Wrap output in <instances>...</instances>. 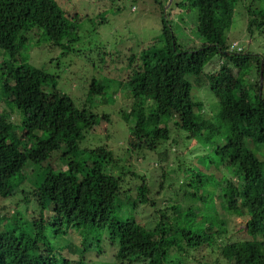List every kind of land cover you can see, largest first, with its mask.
Returning <instances> with one entry per match:
<instances>
[{"label":"trees","instance_id":"1","mask_svg":"<svg viewBox=\"0 0 264 264\" xmlns=\"http://www.w3.org/2000/svg\"><path fill=\"white\" fill-rule=\"evenodd\" d=\"M239 3L177 2L179 9L197 11L202 46L185 49L168 17L163 16L158 40L139 53L132 52L128 77L117 81L115 96L124 89L133 100L131 108L122 112L123 120L131 126L128 152H156L170 140L173 121L191 133L186 137L189 140L192 134L197 136V146L205 145L208 150L211 146L203 158L215 171L197 175L198 186L212 184L218 193L216 208L200 218L195 211L173 207L174 216L184 213V227L170 223L165 213L160 223L148 227L118 214V201L126 202V193H133L135 187L124 188L123 178L106 170L104 164L119 160L108 145L90 151L101 160L84 158L88 151L81 143L98 124L97 114L56 91L53 108L45 114L38 112L45 102L44 86L53 76L30 64L31 37L37 36L35 44L67 55L78 41L82 17L69 12L72 8L67 7V0H0V198L22 194L12 216L0 214V264H97L88 257L96 255L98 259L110 247L114 249L111 261L116 264H188V256L204 248H215V252L211 250L217 254L214 262L204 264H221L219 256L226 264H264V160L251 148L264 147V98L256 94L253 101L250 89L240 80L252 54L231 52L228 44ZM248 11L254 16L249 21L250 34L254 28L264 30V13ZM216 36L220 42H211ZM102 55L104 66L108 54ZM215 55L225 61L209 82L219 109L208 118L202 102L192 95L190 78H202ZM262 61L263 56L254 60L260 92ZM108 90L107 83L93 79L87 103L93 97L106 96ZM1 103L21 111L20 125H14L12 114L1 109ZM101 120L110 121L111 116L104 114ZM59 161L63 165H56ZM29 164L37 166L33 182L24 173ZM231 169L237 181L227 177ZM129 175L138 177L137 172ZM29 181L31 186L26 188ZM147 184L144 179L137 189L136 204L144 199L157 206L150 200L153 190ZM219 213L245 219L247 238L218 244L224 241L229 223ZM198 218L199 223L193 222Z\"/></svg>","mask_w":264,"mask_h":264},{"label":"rangeland","instance_id":"2","mask_svg":"<svg viewBox=\"0 0 264 264\" xmlns=\"http://www.w3.org/2000/svg\"><path fill=\"white\" fill-rule=\"evenodd\" d=\"M63 1L65 2V0ZM181 1L173 0L170 5V0H67V7L72 8L69 12L82 17L80 35L78 41L73 44L72 52L63 55L60 49H50L44 44H35L37 36L32 35L31 38L34 42L29 46L27 55L32 66L43 68L53 76L44 86L45 102L40 105L38 112L45 114L51 110L56 102L55 93L61 92L69 95L77 106L87 105L97 114L98 124L93 130L86 133L81 143V148L88 151L84 158L88 161L101 160V157L97 158L90 151L98 146L108 145L119 160L115 164L114 162L109 165L104 164L106 170L109 172L113 170L116 176L122 177L124 188L135 187L133 193H126L128 196L126 202L122 199L118 201V214L121 218L134 219L148 227L160 223L163 213L171 218L170 223L184 227L185 218L182 215L184 213L177 217L174 216L173 207H179V211L182 212L195 211L201 218L203 214L216 208V204H218L216 198L218 193L213 190L212 184L206 187L202 184L198 186L200 179L197 174L199 172L209 170L208 174H212L215 171L210 162L203 158L211 146L207 145L210 146L209 150L205 145L197 146V136L194 138V134H192V138L189 140L186 137L191 133L181 129L173 121L170 124V140L162 143L156 152H128L126 144L131 126L123 120L122 112L131 108L133 100L126 95L124 89L119 91L116 96L114 93L117 81L126 80L130 73L128 70L129 59L133 53H139L141 49L147 48L158 40L162 30L163 16L168 17L178 42L185 49L202 46L203 40L197 31V11L187 12L177 8V2ZM249 8L254 12L262 11L264 13V2L240 0L228 33V44L230 46L238 44L253 56L252 61L244 67L240 80L245 88L250 89L251 99L255 101L256 94H259L260 98H264V86L261 92L256 88L259 75L257 64L254 62L256 56L264 57V30L254 28L253 34H250L249 21L254 20V16L249 15ZM211 42L219 43L220 39L217 36L215 39L212 37ZM104 53H107L108 57L106 65L103 66L101 57L105 56L102 55ZM224 61V58L215 55L206 66L202 78H190L193 83L192 95L197 101L202 102L203 112L208 118L213 117L216 108L219 109L218 99L211 91L209 82L211 77L219 74ZM234 74L239 77L236 75V69H234ZM93 79L107 83L109 90L106 96L93 97L92 101L87 103V90ZM53 83L56 84V87L53 86ZM1 109L12 114L14 125H20L23 118L21 111L10 104H2ZM104 114L110 115L111 120L100 121V116ZM251 148L264 160L262 145L251 146ZM60 152H63V149ZM45 164L46 162L43 165ZM58 164L63 165L61 161L56 165ZM130 171L137 172L138 177L130 176ZM24 173L33 182L38 173L37 166L26 165ZM32 177L34 178L32 179ZM227 177L237 181L233 169L229 170ZM188 178L190 180L184 184ZM144 179L153 190V197H150V200H155L157 206L151 205L144 199L136 204L137 189L142 185ZM30 181L26 182V188H30ZM163 181L164 187L160 189ZM158 191L160 194L157 193ZM21 195L15 194L7 199L0 198V214L12 216L17 209L16 204ZM204 196L206 199H202ZM31 212L33 210L29 211V213ZM220 216L222 220H226L227 217L229 223H227V234L224 241H218V244L247 238L244 234L245 219L228 217L224 213H221ZM200 218L192 220L199 223ZM167 220L165 218V222ZM9 225L11 226V223ZM58 241L65 243L63 238H59ZM211 249L215 252V248H204L193 252L187 258L188 264L214 262L217 254L212 253ZM113 256L114 249L110 247L100 258L97 259L96 255H93L88 259L97 262V264H116L111 261ZM219 259L221 264H226L222 256H219Z\"/></svg>","mask_w":264,"mask_h":264},{"label":"water","instance_id":"3","mask_svg":"<svg viewBox=\"0 0 264 264\" xmlns=\"http://www.w3.org/2000/svg\"><path fill=\"white\" fill-rule=\"evenodd\" d=\"M173 0H170V5L172 4ZM264 85V61L261 63V91Z\"/></svg>","mask_w":264,"mask_h":264},{"label":"clouds","instance_id":"4","mask_svg":"<svg viewBox=\"0 0 264 264\" xmlns=\"http://www.w3.org/2000/svg\"><path fill=\"white\" fill-rule=\"evenodd\" d=\"M233 47H235V48H241V51H239V52H237V53H243V52H245V49L244 48H242V47H239V45L238 44H234L233 46H231V52H236L235 50H233Z\"/></svg>","mask_w":264,"mask_h":264},{"label":"built area","instance_id":"5","mask_svg":"<svg viewBox=\"0 0 264 264\" xmlns=\"http://www.w3.org/2000/svg\"><path fill=\"white\" fill-rule=\"evenodd\" d=\"M233 50H236V52H239V51H241V48H235V47H233Z\"/></svg>","mask_w":264,"mask_h":264}]
</instances>
